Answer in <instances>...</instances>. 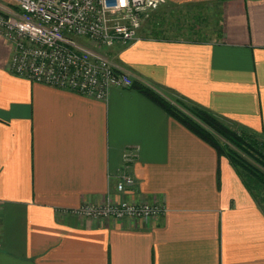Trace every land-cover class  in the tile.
Here are the masks:
<instances>
[{
  "label": "crops",
  "instance_id": "0c3cea01",
  "mask_svg": "<svg viewBox=\"0 0 264 264\" xmlns=\"http://www.w3.org/2000/svg\"><path fill=\"white\" fill-rule=\"evenodd\" d=\"M198 2L218 5L221 40L142 37L102 54L175 106L263 134L264 0L158 10ZM10 58L0 37V264H264V215L227 158L133 87L96 100L14 76ZM129 152L135 187L118 193ZM124 199L166 212L145 223L71 213Z\"/></svg>",
  "mask_w": 264,
  "mask_h": 264
},
{
  "label": "built area",
  "instance_id": "2783aa9c",
  "mask_svg": "<svg viewBox=\"0 0 264 264\" xmlns=\"http://www.w3.org/2000/svg\"><path fill=\"white\" fill-rule=\"evenodd\" d=\"M6 1L12 9L0 7V37L11 48L10 72L32 83L96 100H107L112 88L133 86L130 75L112 66L101 51L117 43L125 47L138 42L141 24L166 2ZM124 158L130 163L133 155L125 153ZM127 172L115 185L118 193L135 186V179ZM165 212L163 204L123 200L105 205L85 204L71 213L91 220L145 223Z\"/></svg>",
  "mask_w": 264,
  "mask_h": 264
},
{
  "label": "trees",
  "instance_id": "16d2710c",
  "mask_svg": "<svg viewBox=\"0 0 264 264\" xmlns=\"http://www.w3.org/2000/svg\"><path fill=\"white\" fill-rule=\"evenodd\" d=\"M144 22V37L147 39L170 41L173 36V40L178 38L201 44L211 42L213 36L216 41L222 38L221 14L216 2L169 3L153 11ZM132 87L214 148L218 157L227 158L264 215V141H259V135L233 130L212 113L196 106H188L181 101L175 106L137 83ZM214 134L227 143L220 144Z\"/></svg>",
  "mask_w": 264,
  "mask_h": 264
},
{
  "label": "rangeland",
  "instance_id": "374dc122",
  "mask_svg": "<svg viewBox=\"0 0 264 264\" xmlns=\"http://www.w3.org/2000/svg\"><path fill=\"white\" fill-rule=\"evenodd\" d=\"M0 2H1V4H3L5 7H7V8H9V9H12V6L8 3V1H4V0H0ZM144 25H145V22H143L142 24H141V26H140V32H139V30H138V35L140 36V38H142V37H144L143 36V34H145L144 33ZM111 52V49H103L101 52ZM108 52V53H109ZM107 60H108V62L112 65V66H114L112 63H111V61H110V59L109 58H107ZM124 73H126L125 71H123ZM259 141L260 142H262V141H264V134H259ZM214 137L218 140V142L220 143V144H222V145H224V144H226L227 142L223 139V138H221V137H219L218 135H216V134H214ZM231 148H233V147H231ZM234 149V148H233ZM239 154H241L240 152H238ZM237 153V154H238ZM242 155V157L243 158H245L247 161H249V162H251L248 158H247V156H245V155H243V154H241ZM125 160V164L123 165V168H122V170L120 171V173H119V176H118V178H117V180H116V183L118 182V181H121L122 179H123V175H124V172H127L126 171V169H128L129 167V165L131 164V163H127L126 162V160L127 159H124ZM128 167V168H127ZM128 173V172H127ZM129 175H131V177H133L134 178V176L131 174V173H128ZM122 177V178H121ZM136 181V180H135ZM135 185V184H134ZM135 187V186H134ZM119 193H124V192H119ZM124 200H126V199H124ZM121 201H123V200H121ZM121 201H119V202H121ZM135 222V221H134ZM137 223H139V222H137Z\"/></svg>",
  "mask_w": 264,
  "mask_h": 264
}]
</instances>
